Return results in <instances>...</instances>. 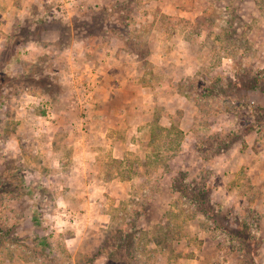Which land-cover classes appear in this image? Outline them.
Wrapping results in <instances>:
<instances>
[{
  "label": "rangeland",
  "instance_id": "obj_1",
  "mask_svg": "<svg viewBox=\"0 0 264 264\" xmlns=\"http://www.w3.org/2000/svg\"><path fill=\"white\" fill-rule=\"evenodd\" d=\"M0 264H264V0H0Z\"/></svg>",
  "mask_w": 264,
  "mask_h": 264
}]
</instances>
